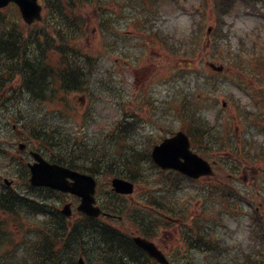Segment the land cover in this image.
I'll return each mask as SVG.
<instances>
[{
  "label": "rangeland",
  "instance_id": "1",
  "mask_svg": "<svg viewBox=\"0 0 264 264\" xmlns=\"http://www.w3.org/2000/svg\"><path fill=\"white\" fill-rule=\"evenodd\" d=\"M113 3L114 0H109ZM179 4H173L167 2V0H161L159 3V12H155V23L160 26L155 33L143 32L144 16L149 17L148 12L152 8L151 4L156 2L155 0H144L142 6H130L129 0H116L115 17L116 23L119 24L113 31L114 25L108 36H102L99 30L97 22V14L93 13V7L89 6L86 11L89 14H84L88 21V25L83 26V32L80 38V42L85 46L84 51L92 52L94 56L101 55L100 66L98 70L101 72L102 77L110 73L107 76V86L103 88L102 93L94 97L96 101V120L93 123V127L108 128L114 121L118 120L124 115L125 108L130 112L135 110L143 111L145 115L143 119L148 121L150 125H156L162 129V131H170L171 116L165 111L167 100V88L168 84H176L178 79L174 81L168 80L170 76L171 68L173 66H179V52L173 45L181 42L188 47L192 40L195 44L202 43L205 38L214 31L213 22H221V12L215 5L213 0H177ZM201 3V5H200ZM200 5V7H199ZM130 6V11H129ZM233 13L228 15L227 26L223 27L220 31L215 27L218 34H222L220 37L221 46L219 48V54L225 56H216L217 61L220 64L226 66V72L229 71L230 76H223L218 79V84L209 87V81L204 80L205 84L201 81H193V86L188 94L193 96V106L202 111L199 113L202 118L208 120L211 125V130L217 137V143L219 139L226 138V130L228 127H232L233 124L238 125L240 118L238 113L244 112V117L247 115V110L255 109L253 104H258L256 100H263L264 102V81L260 79L262 76L260 72H264V20H261L252 10L239 6ZM196 10L193 13V10ZM200 9V11H199ZM154 11L155 9L152 8ZM241 10V11H240ZM137 13L139 15L137 16ZM220 14V15H219ZM82 16V15H81ZM200 21V22H199ZM202 21H204L202 23ZM196 24V25H195ZM208 25V26H207ZM206 27H212L211 32L206 34ZM97 30H96V29ZM225 30V33H224ZM220 31V32H219ZM171 40L168 43V49L161 46L163 40ZM108 49L111 53H108ZM112 49L116 51L113 52ZM198 53L196 60H208L205 55L209 53L208 46H203L202 49H195ZM229 52L233 54L229 55ZM216 62V63H218ZM52 64H55L53 58ZM57 66V62H56ZM170 67V69H168ZM208 70H210L208 68ZM259 72V73H258ZM256 74V76L254 75ZM100 75V76H101ZM195 77V76H194ZM257 77H259L257 79ZM186 78V77H185ZM184 79L181 80L183 82ZM166 81V82H164ZM164 82V83H162ZM243 83L246 84V88ZM196 85V90L194 87ZM175 85H173L174 87ZM259 86H263V89L258 93L255 91ZM176 88V86L174 87ZM199 90L200 97L196 95V91ZM257 90V89H256ZM81 94L70 95L67 98L68 104L73 106L72 111L69 110L67 104L58 103L55 100H46L38 103L39 110H35L30 103V109L25 114L27 115V121L30 124H39L40 126L47 125L51 121L58 124L54 127H58V131L62 134L64 131L76 133L81 130L82 113L86 109V101L81 100ZM251 96V97H250ZM222 101L227 102V108L225 111H219ZM85 105L83 109L80 106ZM78 103V105H77ZM164 103V107L162 106ZM124 106V107H123ZM141 108V109H140ZM260 109H263L261 106ZM165 111V113H164ZM5 114V111L3 112ZM55 114V115H54ZM229 117V118H228ZM225 124V127L222 126ZM15 125L16 131L23 129V127L16 122H12ZM247 127H252L246 125ZM151 128L150 126H148ZM10 128V127H9ZM242 124L239 126L241 129L240 136L243 134ZM0 129L5 130L6 133L2 136L13 147L9 149V152L15 154L17 136L15 140L11 138L13 132L11 129L0 125ZM228 148L231 144L225 143ZM222 152L224 148L221 145ZM207 150L210 154H214L212 146ZM19 155L18 153H16ZM21 155V154H20ZM207 158H213L211 155H207ZM1 155L0 158V178L11 179L14 177V171L9 169ZM263 164L260 166L263 168ZM11 170V171H10ZM153 176V175H152ZM155 178V176H153ZM17 181L20 180L15 175ZM152 178V180L154 179ZM21 181V180H20ZM19 181V182H20ZM183 184L185 189H183ZM177 190V194L171 196L175 202V212H169L168 215L175 219H181L180 225L173 224L170 227L177 228L176 235H172L166 238L164 229L158 227L157 221H153V230L151 234L155 239H158L162 247L166 246L168 242L169 246L176 247L182 245V237L180 236V228L187 222V218H182L180 213L188 208L190 210L196 207V203L201 202L205 190L201 187L194 190L195 185L184 182ZM184 193H188L189 196H183ZM66 199V198H65ZM58 199L57 202H60ZM67 200V199H66ZM136 202L139 201L138 196L135 197ZM53 202V203H57ZM189 202L184 209L179 203ZM63 203V202H61ZM60 203V205H61ZM65 203V202H64ZM141 204V202H138ZM186 203H184L185 205ZM262 210V209H261ZM260 210V211H261ZM226 235L227 241L230 243L247 242V227L245 225L246 220L232 221ZM133 222V221H132ZM136 231L139 230L135 223ZM5 230L8 234V241L5 243L2 256L8 255L7 251L12 247L13 242H19L24 238L25 233L30 231L14 232L13 226L6 224ZM17 226V225H16ZM172 230V228H170ZM163 235V241L160 238ZM11 240V241H10ZM155 241L154 239H152ZM183 246V245H182ZM180 248V247H179ZM12 256V255H11ZM15 259L22 258L20 252L14 255ZM10 261H13L10 259Z\"/></svg>",
  "mask_w": 264,
  "mask_h": 264
},
{
  "label": "trees",
  "instance_id": "2",
  "mask_svg": "<svg viewBox=\"0 0 264 264\" xmlns=\"http://www.w3.org/2000/svg\"><path fill=\"white\" fill-rule=\"evenodd\" d=\"M42 1L52 12L51 17L54 25H56V33H58L59 37L66 39L75 38L77 28L80 27V30L76 35L83 28L82 23L77 19V14L70 13L68 10L74 12L79 7L81 9L93 6L100 9V15L108 13L106 12V7L109 0ZM213 1L220 11L221 9L230 8L234 2L241 0ZM18 22V14L13 5L8 6L7 9H0V85L2 83L12 84V88H9L5 99L10 104L9 110H11L9 113L11 116L8 115V119L12 116L16 117L17 114H21L23 111H29L30 101L33 108L46 96L65 101L70 93L77 92L74 84L76 83L75 77L82 72L84 76L79 80V84L87 92H94L96 84L94 66L88 59L78 58L81 56V52L76 45L66 47L65 42L63 45L56 46L54 37L51 39L52 36L48 35L40 41L34 38L29 41L25 38L26 36H22L18 32ZM51 22L48 18L46 26L52 30ZM28 43H31L29 48H27ZM55 53L56 58L54 56ZM53 58L55 59V64H52ZM70 68H74L71 73H69ZM91 79L93 81L92 85H84L90 82ZM90 110L91 107L89 106L88 111ZM90 115L89 113V117H91ZM47 127L51 131L49 128L46 130L42 129V131L40 127L38 132L40 133L41 142L51 147L50 158L73 168L87 169L89 171L94 169L112 171L110 167L113 162L115 164L116 159H123L128 164H135L137 168H139V162L150 161L146 159L148 156L146 149L141 145L135 144L137 141L135 137L134 142L129 141L127 138L121 142V146L129 151L130 154L128 156H120L111 152L113 148L109 147L113 142L109 140V137L115 134L114 131L91 132L89 131V121L79 136L67 134L68 132L62 133V135L58 133L57 135V127ZM112 129L114 130V128ZM35 135L37 138L39 137L36 133ZM97 138L103 141V146L102 143H98ZM130 156L135 159L129 158ZM9 199L15 201L17 198L9 195ZM17 203L19 202H8L10 205L13 204V208H15ZM4 206L6 204L0 202V207ZM256 241L252 246L259 247L263 253L257 254L258 251H251L248 255L232 260L233 264H264V260H261V256L264 257V232L259 237L257 235ZM52 261L55 264H73L67 259V256L61 257L58 254L52 255ZM217 264L224 263L223 261H217Z\"/></svg>",
  "mask_w": 264,
  "mask_h": 264
},
{
  "label": "flooded vegetation",
  "instance_id": "3",
  "mask_svg": "<svg viewBox=\"0 0 264 264\" xmlns=\"http://www.w3.org/2000/svg\"><path fill=\"white\" fill-rule=\"evenodd\" d=\"M22 159V157H21ZM29 160L25 161L27 165ZM172 172V171H171ZM244 173V171H243ZM201 180H206L207 177L200 178ZM212 183L217 185H222L225 183L226 187L229 189H234L235 183L241 181L248 182V178L245 174L240 178V174L237 172L225 173L215 171L209 178ZM227 180V182H225ZM37 190H41L36 188ZM44 192L50 191L48 188H42ZM66 198L69 196V200L65 201L67 207H69V213L65 217L67 225L70 229L66 227L57 228V232L60 235V243L66 242L70 244H75L80 250L81 254L87 251L94 252L99 255H105L107 258L103 264H159L153 258H149L146 253L141 249L137 248L134 244L133 238L138 232L135 229L132 221L138 220L139 224L142 226L144 233H141L142 236L154 239L156 246L162 251L166 259L172 264H184L185 260V247H173L169 246L166 242V246L162 247L158 239H155L152 232L151 220L147 217V213L155 212V204L157 202H124L120 197L111 199L109 192L103 187V183H99L96 186L95 190V202L94 206L99 207L100 212L98 216H89L84 213H81L78 204L79 198L73 194H66ZM45 200H40V202ZM188 202H186L187 204ZM149 209V210H146ZM160 209L163 212L161 216L166 220V224L161 227L164 229L163 232L167 235L168 238L172 235H176L177 228L169 227L168 221L170 223L180 222V219L177 221L174 218L169 217L168 213L171 211V208L168 205V202H162ZM185 214L191 217L192 215H199V210H184ZM112 221H118L117 224H114ZM62 220L58 219L57 223H61ZM172 228V230H170ZM191 227L187 224H184L180 228V236L182 237L183 243L187 241V244H190L188 236L191 233ZM53 238H57L54 236ZM163 241V235L160 238ZM116 242L120 245V253L113 248V244ZM183 245V244H182ZM191 250V248H187ZM93 264V263H89Z\"/></svg>",
  "mask_w": 264,
  "mask_h": 264
},
{
  "label": "water",
  "instance_id": "4",
  "mask_svg": "<svg viewBox=\"0 0 264 264\" xmlns=\"http://www.w3.org/2000/svg\"><path fill=\"white\" fill-rule=\"evenodd\" d=\"M10 2L15 3L19 7L21 15L26 21H32L35 18H39L40 5L37 3V0H0V8L6 6ZM165 152L166 151L162 146L154 148V160L162 167H172L173 157L167 156ZM68 173L69 172L66 169L60 166L53 164L49 165L42 161L41 163L32 166V177L30 181L32 184H45L66 191L70 188L61 183L60 176H65ZM114 185L116 189L123 190L121 188L123 185L122 181L115 180ZM125 187H130V185L126 184ZM139 243L148 249L150 253L157 256V252L153 250L150 243L144 241H140Z\"/></svg>",
  "mask_w": 264,
  "mask_h": 264
},
{
  "label": "bare ground",
  "instance_id": "5",
  "mask_svg": "<svg viewBox=\"0 0 264 264\" xmlns=\"http://www.w3.org/2000/svg\"><path fill=\"white\" fill-rule=\"evenodd\" d=\"M72 67H74L73 65H71ZM76 68H78V67H76ZM74 68H70V70H69V73H71V71L73 70ZM84 75H83V72L81 73V74H77L76 75V77H75V81H76V83H74L75 84V87H76V91L77 92H85V89H83L82 88V86L79 84L80 82H79V80L83 77ZM25 77V76H24Z\"/></svg>",
  "mask_w": 264,
  "mask_h": 264
}]
</instances>
